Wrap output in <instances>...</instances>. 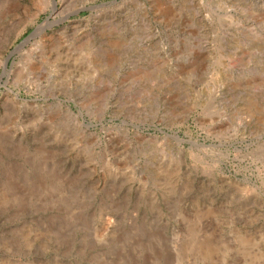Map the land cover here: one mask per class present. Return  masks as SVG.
<instances>
[{
	"label": "rangeland",
	"instance_id": "1",
	"mask_svg": "<svg viewBox=\"0 0 264 264\" xmlns=\"http://www.w3.org/2000/svg\"><path fill=\"white\" fill-rule=\"evenodd\" d=\"M106 1L0 0V264H264V0Z\"/></svg>",
	"mask_w": 264,
	"mask_h": 264
},
{
	"label": "water",
	"instance_id": "2",
	"mask_svg": "<svg viewBox=\"0 0 264 264\" xmlns=\"http://www.w3.org/2000/svg\"><path fill=\"white\" fill-rule=\"evenodd\" d=\"M115 1H116V0H110V1L102 2V3L98 4V5L110 4V3L115 2ZM53 5H54V0H53ZM39 25H40V24H39ZM37 27H38V26H37ZM37 27H36V28H37ZM36 28H35V30H36ZM35 30L32 31V32H30V33L26 36V38L22 39L18 44H16L11 50H9V51L7 52V54H6V56H5V59H4L3 66H2V70H1V73H0V81H1V79H2L3 76H6V72L9 70V68H10V66H11V64H12V60H11L10 63L8 64L9 59L13 57V55H14V54L16 53V51H17V48H18L20 45H23L24 42H25L26 40H28V38H30V37H32V36L34 35ZM67 107H68V106H67ZM68 108H69V107H68ZM69 109H70V108H69ZM86 125H87V124H86ZM87 126H88V125H87ZM89 126H90V125H89ZM160 132H163V133H165L166 135H170V136H172V137L178 139L179 141H183V139L180 138V137L178 136V134H177L176 131H174V134H170V133L165 132V131H163V130H160Z\"/></svg>",
	"mask_w": 264,
	"mask_h": 264
},
{
	"label": "bare ground",
	"instance_id": "3",
	"mask_svg": "<svg viewBox=\"0 0 264 264\" xmlns=\"http://www.w3.org/2000/svg\"><path fill=\"white\" fill-rule=\"evenodd\" d=\"M48 23L46 22V23H42V24H40V25H38V27L36 28V30H35V33L39 30V29H42V28H44V26H46ZM34 33V34H35ZM28 40H26L25 42H27ZM24 42V43H25ZM22 47V45H20L18 48H17V51L20 49Z\"/></svg>",
	"mask_w": 264,
	"mask_h": 264
}]
</instances>
